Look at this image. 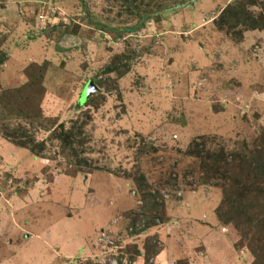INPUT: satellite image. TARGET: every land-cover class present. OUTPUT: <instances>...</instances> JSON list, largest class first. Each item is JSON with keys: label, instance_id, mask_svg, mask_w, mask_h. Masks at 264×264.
Wrapping results in <instances>:
<instances>
[{"label": "rangeland", "instance_id": "374dc122", "mask_svg": "<svg viewBox=\"0 0 264 264\" xmlns=\"http://www.w3.org/2000/svg\"><path fill=\"white\" fill-rule=\"evenodd\" d=\"M0 89V264L251 263L217 214L264 216V0H0Z\"/></svg>", "mask_w": 264, "mask_h": 264}, {"label": "trees", "instance_id": "16d2710c", "mask_svg": "<svg viewBox=\"0 0 264 264\" xmlns=\"http://www.w3.org/2000/svg\"><path fill=\"white\" fill-rule=\"evenodd\" d=\"M235 8L236 7L232 8L234 9V12L231 13L229 6L226 5L220 11V14L228 11L229 17L234 19L235 22L239 23L240 21H238L239 20L238 16L241 15L243 10H239ZM220 14H219L220 18L223 17ZM250 28H253V27H250ZM41 68H39L38 70H40ZM38 70H37V76L41 77V73H39ZM11 91L9 89H0V104H1V101L4 100L3 98L8 96V92L10 93ZM0 117H1V112H0ZM2 134L6 138L11 137L12 141L15 142L14 139H16V136L12 135V132L7 133V131L3 130ZM51 134H54V137L62 141V144H60L61 148H68L70 154L74 157L76 156V149L72 147V144L76 143L79 145L80 141L74 142V140H71V138L75 135L80 136L79 131L72 133L71 129L62 130V127H60V131L58 132L52 129ZM19 145L22 147H26L33 156L41 157L39 154H41L40 152L42 151V148L44 146L42 141L35 142L31 146H26L24 142H19ZM190 152H193V151H190ZM192 154H196V153L193 152ZM82 161H83L82 159L81 160L77 159L76 160L77 166L81 165ZM249 165L253 169L251 170L248 168L250 171H248L247 169L248 176H252L253 180H246V182H244L245 186H243L242 188L243 190H245V188L252 187L250 191L253 190L252 192L256 191L258 192L257 194L263 195L264 193L263 179L264 178L262 180H259V178L261 177V175H263L262 173H264V160L263 161L254 160V162L249 161ZM202 166L206 168L207 173L209 172V174H214V175H217V177H221L219 169L222 165L218 161L217 162L215 161L204 162ZM240 175L242 177V174ZM139 176L142 177L141 173L139 174ZM133 180L135 182L136 178H133ZM258 180L263 181V187H257V185L254 186V184H256ZM203 182L205 183L207 181H203ZM232 184L235 185L233 182ZM142 198L144 202V207L146 208L148 213L151 211H155L157 209L158 203L154 201L150 202L151 201L150 198H148L146 195H143V194H142ZM256 202H257L256 199L240 197L239 195L234 196L232 195L231 191L229 192V190L224 188L222 189L221 203H224V205H226V208L224 209L223 213L217 214V217L223 223H231L233 225V227L239 234L240 242L241 240H244V239L246 240L244 247L247 249L249 254L252 256V261L250 264H264V216L258 217L257 214H255V211H253L254 206H257L255 204H258ZM262 203H264V201ZM149 224H154L152 223V220L150 218L146 222V225H149ZM150 241H151V238L147 237L144 243L145 249H146L145 251L147 255L151 254L152 252L153 253L155 252V249L152 246H150Z\"/></svg>", "mask_w": 264, "mask_h": 264}, {"label": "crops", "instance_id": "0c3cea01", "mask_svg": "<svg viewBox=\"0 0 264 264\" xmlns=\"http://www.w3.org/2000/svg\"><path fill=\"white\" fill-rule=\"evenodd\" d=\"M7 62V61H6ZM5 63V62H4ZM5 65V64H4ZM112 219H114V217H112ZM111 220V219H110ZM106 225H107V223L106 224H104V225H102L101 226V228L99 229V231L100 230H102V228H104V227H106ZM110 225V224H109ZM15 226V225H14ZM16 228V227H15ZM28 236H30V235H28ZM5 243H6V240H5ZM80 250L82 249L83 251H84V249H85V247L83 246H81L80 248H79ZM78 253V252H77ZM77 253H67V254H65V255H63V256H60V255H58L57 256V260H58V262H61L60 260H63V259H65V260H68V259H70L69 257H68V255H72V256H76V255H78ZM80 253V252H79ZM159 254V253H158ZM164 256H167L166 254L164 255ZM69 262H71V261H69ZM62 263V262H61ZM72 263V262H71ZM58 264V263H57ZM73 264V263H72Z\"/></svg>", "mask_w": 264, "mask_h": 264}, {"label": "water", "instance_id": "95a60500", "mask_svg": "<svg viewBox=\"0 0 264 264\" xmlns=\"http://www.w3.org/2000/svg\"><path fill=\"white\" fill-rule=\"evenodd\" d=\"M96 89H97L96 86H94V84L91 81L88 82L87 85H85L82 98L85 99L90 92Z\"/></svg>", "mask_w": 264, "mask_h": 264}, {"label": "built area", "instance_id": "2783aa9c", "mask_svg": "<svg viewBox=\"0 0 264 264\" xmlns=\"http://www.w3.org/2000/svg\"><path fill=\"white\" fill-rule=\"evenodd\" d=\"M38 18H39V20L42 22V21H44V19L42 18V16H38ZM107 242H109L108 240H107ZM114 251V250H113ZM103 263H105V264H112V263H110L109 261H104Z\"/></svg>", "mask_w": 264, "mask_h": 264}]
</instances>
